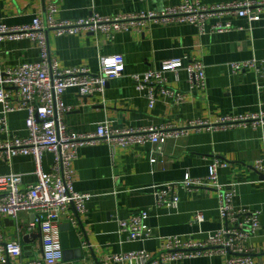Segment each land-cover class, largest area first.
Instances as JSON below:
<instances>
[{"label": "crops", "instance_id": "obj_1", "mask_svg": "<svg viewBox=\"0 0 264 264\" xmlns=\"http://www.w3.org/2000/svg\"><path fill=\"white\" fill-rule=\"evenodd\" d=\"M264 0H199L204 6L232 2ZM184 0H0V23L9 27L31 25L36 18L46 20L50 15L56 22H75L93 14L117 17L128 14L162 12L165 8L181 5ZM50 5L55 12L50 14ZM230 23L232 30L213 33L217 22ZM50 53L61 69L87 67L98 72L100 59L122 55L125 73L108 83L105 93L91 97L68 90L63 99L71 111L65 117L69 131L78 134L96 133L99 125L112 129L126 128H186L190 122L205 120L215 123L226 117L264 113V15L252 23L244 17L211 19L206 33L188 23L158 24L148 22L119 32L113 38L80 33L74 36L48 34ZM2 59L8 66L40 61V49L32 40L6 41L2 44ZM182 60L186 66L193 60L205 67L206 88L191 89L186 70L178 77L166 73L168 87L187 96L180 103L166 95H158L153 108L149 106L147 91L136 88L132 76L160 70L162 64ZM257 62L262 68L235 70L234 66ZM2 106L0 105V117ZM25 111L7 117L10 134L2 133L3 140L29 136ZM264 156V127H240L211 130L191 129L181 138L167 141L163 156L152 163L154 146L117 147L106 142L83 146L71 165L76 192L91 195L87 212L77 215L74 209L60 220V228L70 226L80 247L69 246L64 264H112L114 254L145 250L153 256L166 249L167 237L204 242L222 226L219 195L212 188L187 191L179 186V205L176 209L158 206L157 192L167 184H181L186 175L205 179L214 160L228 163L219 170V181L236 190L234 205L261 212L260 227L245 245L255 262L264 263V174L255 164ZM157 157V156H156ZM43 170L51 173L54 156L43 155ZM36 164L32 156H17L9 164L0 158V176L20 174L22 188L37 183ZM147 211L148 225L153 238L131 242L121 234L119 222L131 215ZM204 222L195 221L197 213ZM6 241H17L23 248L31 247L22 260L27 263L42 257L40 231L27 237L26 228L33 216L21 213L17 219L2 218ZM29 241V242H28ZM229 255L187 259L177 264H227Z\"/></svg>", "mask_w": 264, "mask_h": 264}, {"label": "built area", "instance_id": "obj_2", "mask_svg": "<svg viewBox=\"0 0 264 264\" xmlns=\"http://www.w3.org/2000/svg\"><path fill=\"white\" fill-rule=\"evenodd\" d=\"M50 14L55 6L50 5ZM264 15V1H245L204 6L199 0H184L176 7H168L162 12H149L121 15L117 17L93 14L91 17L75 22H56L50 15L46 20L36 18L31 25L9 27L0 23V134H10L7 126L8 115L25 111L28 114L26 126L29 136L3 140L0 138V158L7 163L17 156H32L36 164L37 183L22 188L20 174L10 173L0 176V264H64V250L61 242L60 220L69 218L74 209L77 215L87 212V202L91 195L75 191L71 175V165L78 157L83 146L106 142L113 150L117 147L154 146L152 163L168 140L181 138L189 130L209 128L213 130L240 127H264V113L226 117L215 123L205 120L190 122L186 128H126L112 129L107 124L99 125L96 133L78 134L69 131L65 117L71 111L64 95L75 89L80 96L91 97L96 93H105L108 83L125 73V60L122 55L100 59L98 72L87 67L61 69L59 62L52 58L48 34L53 31L57 36H74L89 33L96 37L113 38L116 33L127 32L133 27H141L148 22L158 24L188 23L199 28L205 34L206 25L211 19L224 17H244L252 23H258ZM230 23L217 22L211 28L213 33H225L232 30ZM32 40L40 49L41 59L37 63H20L8 66L2 59V44L6 41L17 42ZM256 68L262 72L257 62L235 65L237 71ZM186 70L191 89L202 91L206 88L205 67L202 62L193 60L186 66L182 60L164 62L160 70L143 75L132 76L136 88L147 91L150 108H153L158 95H166L176 103L183 102L187 96L171 90L165 77L174 73L177 77ZM51 153L54 165L51 173L43 170V155ZM157 156V157H156ZM228 163L214 160L209 167L208 177L194 179L186 175L181 184H167L156 194L158 206L176 209L179 205L177 188L187 191H199L212 188L219 195V212L223 226L204 242L183 240L179 236L167 237L166 249L158 256L145 250L114 254L109 257L112 264H177L178 262L202 257L229 255L227 264H264L255 262L251 250L245 245L257 233L260 227L261 212L245 208H236L234 198L236 190L232 185H223L219 181V170L227 168ZM255 168L264 174V156L255 164ZM21 213L33 216L26 233L32 235L40 231L42 235V257L27 263L22 260L25 251L21 243L6 241L2 218L17 219ZM147 211L137 212L127 220L119 222L121 234H126L131 242L153 238L148 225ZM69 220L75 223L71 217ZM195 221L204 222V215L197 213Z\"/></svg>", "mask_w": 264, "mask_h": 264}, {"label": "water", "instance_id": "obj_3", "mask_svg": "<svg viewBox=\"0 0 264 264\" xmlns=\"http://www.w3.org/2000/svg\"><path fill=\"white\" fill-rule=\"evenodd\" d=\"M40 237L41 232H40ZM30 238L35 239L34 235H30L27 237V240H30ZM29 242V241H28ZM61 242H62V246H63V250H64V256H66L67 254V249L69 246L75 247V248H79L80 244L79 241L76 238V235L74 233V231H72L70 229V226H64L61 227ZM25 252L30 251L31 247H25L23 248Z\"/></svg>", "mask_w": 264, "mask_h": 264}]
</instances>
